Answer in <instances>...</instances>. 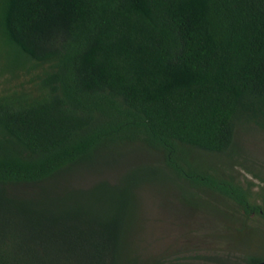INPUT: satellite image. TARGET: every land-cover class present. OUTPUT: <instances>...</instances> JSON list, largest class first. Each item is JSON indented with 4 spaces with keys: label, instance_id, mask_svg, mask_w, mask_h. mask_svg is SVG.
<instances>
[{
    "label": "trees",
    "instance_id": "1",
    "mask_svg": "<svg viewBox=\"0 0 264 264\" xmlns=\"http://www.w3.org/2000/svg\"><path fill=\"white\" fill-rule=\"evenodd\" d=\"M246 129L264 133V0H0V264H181L124 246L163 173L264 220L195 161Z\"/></svg>",
    "mask_w": 264,
    "mask_h": 264
},
{
    "label": "rangeland",
    "instance_id": "2",
    "mask_svg": "<svg viewBox=\"0 0 264 264\" xmlns=\"http://www.w3.org/2000/svg\"><path fill=\"white\" fill-rule=\"evenodd\" d=\"M238 133L230 160L196 152L195 161L231 177L247 191L251 203L263 206L264 133L257 129ZM133 154L129 163L158 160L144 151ZM130 155L132 151L114 154L122 167L124 157ZM89 180L78 178L76 183L84 186ZM136 200L138 211L128 223L124 245L128 253L135 251L145 258L166 255L181 264H241V255L264 258V220L254 213L244 216L233 202L211 196L201 187L189 188L172 174L163 173L157 182L141 183Z\"/></svg>",
    "mask_w": 264,
    "mask_h": 264
},
{
    "label": "water",
    "instance_id": "3",
    "mask_svg": "<svg viewBox=\"0 0 264 264\" xmlns=\"http://www.w3.org/2000/svg\"><path fill=\"white\" fill-rule=\"evenodd\" d=\"M255 264H264V259H262L261 261L255 263Z\"/></svg>",
    "mask_w": 264,
    "mask_h": 264
}]
</instances>
